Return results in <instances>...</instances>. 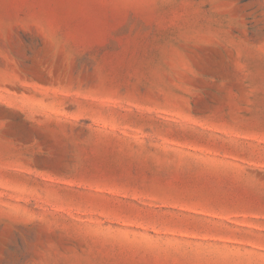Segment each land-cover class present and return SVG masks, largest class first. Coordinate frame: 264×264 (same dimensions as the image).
<instances>
[{"label": "rangeland", "instance_id": "obj_1", "mask_svg": "<svg viewBox=\"0 0 264 264\" xmlns=\"http://www.w3.org/2000/svg\"><path fill=\"white\" fill-rule=\"evenodd\" d=\"M0 264H264V0H0Z\"/></svg>", "mask_w": 264, "mask_h": 264}]
</instances>
